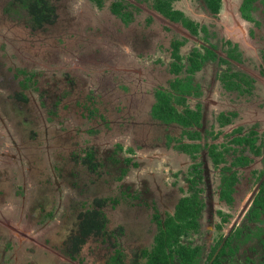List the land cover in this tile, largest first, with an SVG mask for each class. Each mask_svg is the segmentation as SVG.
Masks as SVG:
<instances>
[{
    "label": "flooded vegetation",
    "instance_id": "flooded-vegetation-1",
    "mask_svg": "<svg viewBox=\"0 0 264 264\" xmlns=\"http://www.w3.org/2000/svg\"><path fill=\"white\" fill-rule=\"evenodd\" d=\"M90 1L98 15L107 10L117 22L113 31H142L135 51L142 64L130 69L154 84L146 107L153 134L118 140L108 166L93 147L76 159L75 167L92 177L91 190L101 180L112 188L81 201L60 246L39 223L34 231L31 215L17 219L0 209V264L17 262L18 246L30 264H98L84 254L96 239L112 243L106 264L114 256L112 264H264V0ZM16 7L26 11V27L34 33L60 14L55 0H10L8 19ZM155 63L163 72L151 81ZM21 71L27 88L38 81L30 70ZM90 110L104 121L98 108ZM123 201L143 207L137 213L152 228L151 239L132 252L122 245L125 225L113 226L110 216ZM98 218L103 223L96 226ZM89 224L94 227L85 234Z\"/></svg>",
    "mask_w": 264,
    "mask_h": 264
},
{
    "label": "rangeland",
    "instance_id": "rangeland-1",
    "mask_svg": "<svg viewBox=\"0 0 264 264\" xmlns=\"http://www.w3.org/2000/svg\"><path fill=\"white\" fill-rule=\"evenodd\" d=\"M2 2L0 209L17 219L31 215L32 228L36 223L45 227L57 247L64 242L66 227L76 220L81 201L95 193L108 194L112 188L111 183L101 180L98 189L91 190L88 181L92 177L75 167L76 159L93 147L106 166L112 146L127 134L129 140L132 136L134 140H150L153 131L146 107L154 84L141 82L140 71L130 69L142 64L140 53L135 55L141 49L142 31L138 27L131 34L113 31L117 22L107 10L98 15L100 12L90 0H55L60 12L58 20L35 33L27 29L25 10H10L13 19H8L4 13L10 8V0ZM23 19L25 25L19 22ZM77 39L87 45L79 48ZM110 49L117 51L114 56ZM22 68L38 78L28 88ZM151 71V81L163 72L159 63ZM91 107L99 109L104 121L93 116ZM74 167L79 175L73 173ZM153 169L148 165V171ZM121 205L120 211H110V216L114 217L113 226L125 225L122 245L132 252L138 244L151 239L148 230L152 228H148V219H141L137 213L143 207H131L124 201ZM41 210L44 212L38 222ZM43 222L46 226H42ZM41 239L44 241L46 235ZM111 246L101 239L91 240L84 248L85 258L89 263L106 264ZM20 248L19 259L13 264H30V258L27 261L25 257L28 254ZM5 260H11V254Z\"/></svg>",
    "mask_w": 264,
    "mask_h": 264
},
{
    "label": "trees",
    "instance_id": "trees-1",
    "mask_svg": "<svg viewBox=\"0 0 264 264\" xmlns=\"http://www.w3.org/2000/svg\"><path fill=\"white\" fill-rule=\"evenodd\" d=\"M41 1H39V2H37V3H40ZM88 157H89V160H90V162L92 161V158H93V153L91 152V151H88ZM104 216V215H103ZM93 223L94 224H96V226H98V225H101L103 222H102V219L101 218H98V219H94L93 220ZM103 226V225H102ZM101 226V227H102ZM92 227H94V225H92V224H89V225H87L86 227H85V234H87V233H89V232H91V229H92ZM100 227V228H101ZM81 235H82V233H81ZM84 235V234H83ZM82 237V236H81ZM115 259H117V257L116 256H114L113 257V259H111L110 261H109V264H112L113 263V260H115Z\"/></svg>",
    "mask_w": 264,
    "mask_h": 264
}]
</instances>
